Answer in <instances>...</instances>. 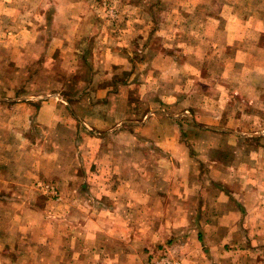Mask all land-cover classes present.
Masks as SVG:
<instances>
[{"label": "crops", "instance_id": "obj_1", "mask_svg": "<svg viewBox=\"0 0 264 264\" xmlns=\"http://www.w3.org/2000/svg\"><path fill=\"white\" fill-rule=\"evenodd\" d=\"M223 5L218 18L209 11H185V16L189 18L195 12L206 16L193 30V33L200 31L206 45L217 46L223 49L221 52L234 48L228 55L231 58L223 54L219 60L236 67L233 88L221 81L218 86L203 79L197 83L198 88L186 89L187 81L194 82L187 69L196 74L199 64L213 63V60L206 54L200 60L201 48L191 49L185 43L180 48L185 49L182 53L186 58L170 50V43H163L159 50L148 52L140 62L149 76L167 78L174 84L170 96L165 93L169 98H161L160 103L176 104L180 90H183L181 94L201 100L198 105L179 109L184 115L195 114V126H190L195 136L178 133L177 112L163 117L162 105L156 109L155 116L152 114L154 118L148 114L134 117L127 98L122 96L114 101L117 96L108 94L112 90L110 84L98 87L99 75L93 73L89 80L81 79V86H86L83 93L87 95L79 108L92 115L86 120L80 116L87 131L99 135L94 130H99L104 123L110 129L114 120L115 128L125 125L124 134L120 135L121 140L113 138L109 144L133 143L139 146V152H129L124 146L119 148V153L112 146L87 155L79 152V186H67L73 193H79V213L73 208V200H64L55 210L52 209L55 205L36 200V191H49L47 187H53L56 192L67 189L65 185L69 181L63 176L71 155L62 146L53 148V145L68 144V137L60 135L59 139L40 140L43 147L37 157L26 151H34L27 146L33 142L29 140L34 137L30 129L35 126L46 132L62 125L67 130L71 110L67 98L62 93L47 94L35 104L32 101L35 94L8 89L0 83V264H146V261L152 264L153 258L167 254L180 264H264V147L261 146L264 140L254 134L257 121L244 115V106H251L248 109L253 114L259 110L264 60H258L256 55L264 49V44L261 45L264 15L237 11L235 0ZM7 11L13 19L9 25L0 15L3 33L0 48H11L13 62L20 60L25 42L20 40L19 11L12 5ZM60 12L66 23L62 29L71 32V38L94 37L98 32L96 23L87 19L90 11ZM176 12L180 15L183 11ZM48 16L43 13L44 24ZM22 22L33 24L30 14ZM4 27L11 38L4 40ZM248 36L250 49L244 44ZM183 41L190 46L189 40ZM62 42L63 39L49 38L44 46L51 54L63 48ZM111 47L107 49L111 56L101 62L114 63L115 57L120 60L115 45ZM192 52L193 58L187 55ZM123 58L126 61L125 54ZM113 76L105 75L106 81ZM180 76L186 78L183 87L176 85ZM218 87L220 93L215 91ZM120 88L131 90V85ZM105 94L109 103L95 104ZM135 119H141L140 135L132 132ZM186 122L193 123L191 119ZM219 124L223 127L214 132ZM148 127L155 129L153 136H147ZM96 140L100 142L101 138ZM148 145L155 151L148 152ZM156 151L163 158H154ZM165 159L169 163L164 167ZM53 168L58 171H52ZM52 180L59 183V188ZM45 200L50 201L51 196L45 195ZM67 225L77 226L79 231H69ZM167 234L177 241L174 256L165 250L149 253L157 240Z\"/></svg>", "mask_w": 264, "mask_h": 264}, {"label": "rangeland", "instance_id": "obj_2", "mask_svg": "<svg viewBox=\"0 0 264 264\" xmlns=\"http://www.w3.org/2000/svg\"><path fill=\"white\" fill-rule=\"evenodd\" d=\"M235 1L237 2V11H248L250 13L255 11L259 12L262 16L264 15V0ZM228 2L229 0H0V11H3V14L0 15H3L4 21L8 22L9 25L13 19L11 13L7 11L9 6L12 5L15 10L19 11L21 21L19 29L20 40L25 42L21 56L19 57L20 60L18 61L14 60L12 62L10 60V47L0 48V73L2 74L0 83H3L5 88L8 89L14 88L19 92L29 91L35 94L34 97L36 98L32 100L35 104H39L42 97H45L47 94H53L54 96L56 93H62L65 95L63 98H67L68 106L71 108L67 130L64 129L63 125L57 126V128L52 127L48 132L36 126L34 129H30V132H34V137L30 133L33 139L29 138V140L33 142L27 147L34 149V151L28 149L26 151L30 154L35 153V157H37L43 147V143L40 140L43 141L48 137L54 140L55 138L59 139L60 135L67 136L68 144L53 145V148L62 146L63 150L68 151L71 155H68V167L64 169V172H66V175L63 176L64 180L69 181L68 185H65L66 188L67 186H69L68 188L79 186V152L87 155V153L92 151H106L110 146L113 147L115 153H119L121 146L126 147L129 152H139V146L133 143L130 145L109 144L113 138L122 139L120 135L124 134L123 127L125 125L115 128L117 123L113 120L110 125L112 131H110L109 125L105 123L101 124L99 130H94L99 135H95L92 131H87L85 128L86 124L85 126L83 125L80 116L86 120L87 117L92 115L86 111L83 112L79 108L82 98L87 95L83 93L86 86H81V79L87 78L89 80L93 73L99 75L101 78L98 87L110 84L109 88L112 90L108 94L117 96L114 101H117L122 96L128 99V106L134 117L148 114V117L154 118L156 109H160L163 105V117L175 112L178 113V120L176 122H179L178 133L181 136H195L193 135L195 133L193 132V127H190L195 126V114L190 112V114L184 115L182 110L188 108L187 106L200 104L201 100L187 93L181 94L182 92L180 91L183 90H180L178 91L179 95L177 96L176 104L160 103L161 98H169L167 96H170L169 93H171L174 84L167 78L157 79L149 76L146 67L140 62H143V57L147 56L148 52L156 49L159 50L158 48L163 43H170V50H173V52L178 51L179 57L186 58L184 52L182 53L185 49L180 48L181 44L185 43L186 47L191 49L201 48L199 50L200 60H203L206 54V56L212 57L213 63L199 64L200 69L196 74H192L194 71L187 69L188 76L192 77L194 82L187 81L185 84V76H180L178 83H176L177 86L183 87L185 84V86L188 85L186 87L188 90L196 89L199 87L197 83L203 82L204 79L218 86L221 81L228 88H233L235 83L232 79L237 69L233 65L228 66L225 63H220L219 60L224 57L223 54L227 58H231L232 55H228L233 53L234 48H227L225 52H221L223 49L217 46L211 47L210 45H206L203 43L204 39L200 31L193 33V30L204 22L206 16L198 15L196 12L195 14H191L189 18L185 16L187 13L185 11H209V14H212L214 18H218L216 17L218 12L221 11V8L224 6L223 4H227ZM60 11H77L78 13L79 11H90L87 19L96 23L98 32L93 34L94 37L84 36L79 38L81 36H75L71 38V32L67 33L62 29L66 23L65 18L60 17ZM176 11L183 12L178 15ZM43 13L46 16L49 15L46 24L43 22ZM29 14L33 21L31 25L22 22L27 19ZM50 14H56V16L50 17ZM185 22L186 24H184ZM5 27L4 40L11 38L10 32ZM178 30L181 32H178ZM2 34L0 32L1 40L3 39ZM49 38L54 40L63 39V48H58L49 54L50 49L44 46L45 41L49 40ZM67 38L70 39L67 40ZM183 40H189L190 46ZM76 41L78 42L76 43ZM244 44L247 45L246 48H251L250 36L245 38ZM262 44H264V35L261 37ZM112 45H115L118 51L116 52V56L120 57V60L115 57L114 63L109 61L107 63L101 62L103 59L107 61L111 56L107 54V49H112ZM141 46L143 48H140ZM124 54L126 55V61L123 58ZM187 55H190L192 58L195 57L193 52ZM256 56L258 60H264V49ZM96 59H98L97 62H95ZM177 67H180V65H177ZM198 73L206 75V78H201ZM105 75H114L113 77L115 78L106 81ZM128 83L131 85V90L122 91L120 87ZM262 89L261 95L258 98V112L254 114L250 113L252 110L249 111L248 108L251 106H244V115L247 116V119L253 118L257 121L258 127L253 130L254 134H256V137L264 140V83ZM139 91L142 92V95L139 94ZM215 91L220 93L219 87ZM165 93H168V95L165 96ZM108 94H105L102 100L100 98L97 99L95 104L109 103ZM188 119H191L193 123H187ZM140 122L141 119L140 121L139 119L132 120V124H136L133 125L135 127L132 132L137 135L141 134L139 131ZM180 122H183V124H180ZM127 126L130 127L132 125ZM206 127L208 126H203V128ZM222 127L221 124L215 126L214 132H219ZM154 130V128L148 127L147 136H153ZM249 133H252V130ZM95 138H101L100 142ZM262 144L261 146L264 147V141ZM147 149L148 152L155 151L151 145H148ZM218 155L216 154V156ZM153 157H156L157 160L163 158L159 151H156ZM177 160L182 162L180 158ZM168 163L169 161L165 159L162 164L165 167ZM40 166H43L42 160L40 161ZM52 171H58V169L53 168ZM52 182L58 187V182L54 180ZM68 188L64 191L60 188L61 192H55V194L42 190L36 191L38 195L36 200L43 204L49 203L51 206L55 205L52 207L53 210L64 200H73V208L79 213V193H73ZM45 195L51 196V200H45ZM66 227L69 231L70 229L79 231L77 226L72 227L67 225ZM176 244L177 241L174 240V236L172 237L171 234H167V236H161L157 240L156 247H154L153 251L151 249L149 253L156 254L161 250H165L166 253L169 252L174 256ZM156 259L158 257L153 258V261Z\"/></svg>", "mask_w": 264, "mask_h": 264}, {"label": "built area", "instance_id": "obj_3", "mask_svg": "<svg viewBox=\"0 0 264 264\" xmlns=\"http://www.w3.org/2000/svg\"><path fill=\"white\" fill-rule=\"evenodd\" d=\"M49 191L46 192H51L55 194V189L53 187L49 188L47 187ZM168 255V254H167ZM167 255L159 256L158 259L154 260L152 264H180L178 261L172 259L170 256L168 257Z\"/></svg>", "mask_w": 264, "mask_h": 264}]
</instances>
